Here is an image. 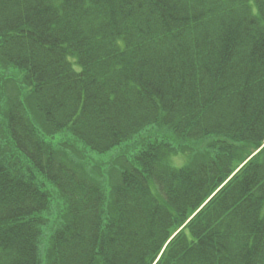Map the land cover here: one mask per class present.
Segmentation results:
<instances>
[{
    "label": "trees",
    "instance_id": "trees-1",
    "mask_svg": "<svg viewBox=\"0 0 264 264\" xmlns=\"http://www.w3.org/2000/svg\"><path fill=\"white\" fill-rule=\"evenodd\" d=\"M0 92V264H264V0H0Z\"/></svg>",
    "mask_w": 264,
    "mask_h": 264
},
{
    "label": "rangeland",
    "instance_id": "rangeland-1",
    "mask_svg": "<svg viewBox=\"0 0 264 264\" xmlns=\"http://www.w3.org/2000/svg\"><path fill=\"white\" fill-rule=\"evenodd\" d=\"M7 83L8 84H6L4 92H6L8 94L10 99L14 100V98H13L14 95L13 94H15L14 92H15L17 86H15V84L13 82H7ZM1 105L2 104H0V108H1ZM40 121H41L40 117L37 116L36 117V123L40 122ZM49 139H50V141L52 143H54L58 147H60V154L64 158H67L72 164H74L77 167H79L85 176H89L95 182L102 183V184H105V182H106V184L109 183V179H110L109 176L110 175H111V178L113 179V174L114 173H111L110 162H111L112 158L116 154L120 153L125 148V145H122V146L117 147L112 152H109V153H106V154H99L97 152L91 151L89 148L84 147V145L80 141H77L73 137V135L68 133V132L59 133L57 135L49 137ZM63 142L64 143L65 142H69L71 144L76 145L81 150H84L86 152V154H87L86 156L88 157L89 161L91 163H94V164L86 163L85 160L83 159V156L80 155L79 153H77V151H75L72 148H71V150H69L70 148H68V145H63L62 146L61 144ZM263 149H264V145L259 148L257 153L261 152ZM119 163H121V162H118L116 164V166L119 165ZM186 164H187V162H186V160L184 158H182V157L174 158V161H173V165L174 166L182 167V166H184ZM99 166L103 167V171L105 173V176H103V174L98 169ZM107 169L110 172L107 171ZM115 176H114V178H115ZM50 188L53 190V192L56 191V189L53 188L52 186H50ZM53 208L54 209L58 208V202L57 201L53 202ZM54 216H55V214H53L52 217H54Z\"/></svg>",
    "mask_w": 264,
    "mask_h": 264
}]
</instances>
